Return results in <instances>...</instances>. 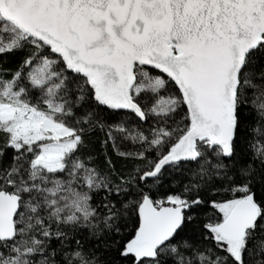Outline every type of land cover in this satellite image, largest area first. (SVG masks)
<instances>
[{
    "label": "snow or ice",
    "instance_id": "6c2138e0",
    "mask_svg": "<svg viewBox=\"0 0 264 264\" xmlns=\"http://www.w3.org/2000/svg\"><path fill=\"white\" fill-rule=\"evenodd\" d=\"M0 264H264V0H0Z\"/></svg>",
    "mask_w": 264,
    "mask_h": 264
}]
</instances>
